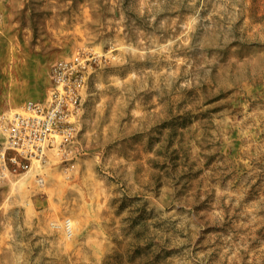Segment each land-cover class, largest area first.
<instances>
[{
  "label": "rangeland",
  "instance_id": "374dc122",
  "mask_svg": "<svg viewBox=\"0 0 264 264\" xmlns=\"http://www.w3.org/2000/svg\"><path fill=\"white\" fill-rule=\"evenodd\" d=\"M56 93L0 264H264V0H0V117Z\"/></svg>",
  "mask_w": 264,
  "mask_h": 264
},
{
  "label": "built area",
  "instance_id": "2783aa9c",
  "mask_svg": "<svg viewBox=\"0 0 264 264\" xmlns=\"http://www.w3.org/2000/svg\"><path fill=\"white\" fill-rule=\"evenodd\" d=\"M65 98L53 94L46 104L29 103L20 111L0 117V178L23 173L27 161L40 159L61 134Z\"/></svg>",
  "mask_w": 264,
  "mask_h": 264
}]
</instances>
